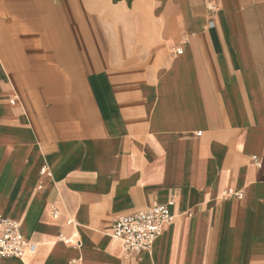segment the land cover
<instances>
[{"label":"crops","instance_id":"1","mask_svg":"<svg viewBox=\"0 0 264 264\" xmlns=\"http://www.w3.org/2000/svg\"><path fill=\"white\" fill-rule=\"evenodd\" d=\"M0 216V264H264V0H0Z\"/></svg>","mask_w":264,"mask_h":264},{"label":"built area","instance_id":"2","mask_svg":"<svg viewBox=\"0 0 264 264\" xmlns=\"http://www.w3.org/2000/svg\"><path fill=\"white\" fill-rule=\"evenodd\" d=\"M177 51L181 50L177 49ZM46 171V167H42L41 172L45 173ZM223 195L241 198L242 192L228 188L223 191ZM172 203L173 198L171 197L167 203L155 204L129 215L117 216L110 224L108 235L120 241L128 253L150 251L163 227L170 223L169 206ZM52 216H57L55 208L52 209ZM66 224L73 226L74 222L69 218L66 220ZM59 239L67 245L77 247L81 245L80 239L73 236L60 234ZM30 246L31 243L21 233L19 222L0 216V256L22 257Z\"/></svg>","mask_w":264,"mask_h":264}]
</instances>
